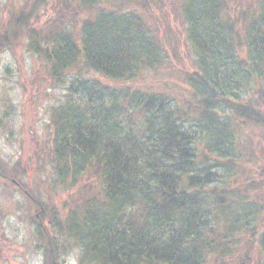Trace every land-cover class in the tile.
<instances>
[{"label": "trees", "instance_id": "trees-1", "mask_svg": "<svg viewBox=\"0 0 264 264\" xmlns=\"http://www.w3.org/2000/svg\"><path fill=\"white\" fill-rule=\"evenodd\" d=\"M6 12L0 52L26 42L64 89L48 161L66 186L84 181L48 217L0 167L36 210L43 264L59 263L50 227L85 264L264 253V0H23Z\"/></svg>", "mask_w": 264, "mask_h": 264}, {"label": "rangeland", "instance_id": "rangeland-1", "mask_svg": "<svg viewBox=\"0 0 264 264\" xmlns=\"http://www.w3.org/2000/svg\"><path fill=\"white\" fill-rule=\"evenodd\" d=\"M22 2L0 0V22L7 18L8 8ZM49 2L51 5L53 0ZM43 13L41 20L46 19ZM186 64L189 66V61ZM48 71L47 63L32 53L26 42L12 51L0 52V117L5 120V125H0V167L22 178L46 202L48 217L55 210L61 218L69 205L68 193L77 191L84 181L66 186L47 158L53 136L49 111L59 103L64 91ZM177 82L183 90L181 80ZM258 166L256 177L264 178L263 163ZM35 217L36 210L24 194L0 178V264H43ZM50 230L57 240L58 264H85L80 259L81 247L73 237L53 227ZM242 254L241 250L240 255L233 254L228 259L232 264H264L263 252L252 254L250 250V263L241 260Z\"/></svg>", "mask_w": 264, "mask_h": 264}]
</instances>
